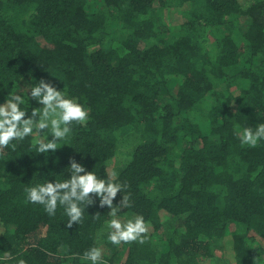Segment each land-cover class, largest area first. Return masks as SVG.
<instances>
[{
	"label": "trees",
	"instance_id": "16d2710c",
	"mask_svg": "<svg viewBox=\"0 0 264 264\" xmlns=\"http://www.w3.org/2000/svg\"><path fill=\"white\" fill-rule=\"evenodd\" d=\"M41 80L89 115L55 152L36 151L47 130L0 147V264H87L91 247L108 264H264V141L238 136L264 123V0H0V104L19 92L30 116ZM72 160L124 185L113 204L129 198L119 219L143 216L144 243L113 246L91 194L71 228L28 202Z\"/></svg>",
	"mask_w": 264,
	"mask_h": 264
},
{
	"label": "clouds",
	"instance_id": "9594fccd",
	"mask_svg": "<svg viewBox=\"0 0 264 264\" xmlns=\"http://www.w3.org/2000/svg\"><path fill=\"white\" fill-rule=\"evenodd\" d=\"M18 93H9L6 101L0 104V147L14 148L15 142L39 136L47 130L46 138L36 142V151L39 154L55 152L59 143L68 139L73 125L83 124L88 119V110L83 104L66 98L64 90H57L50 82L41 80L35 85H28V100L42 105L33 109L30 116L22 108L26 104L24 95ZM238 136L242 146L255 147L260 141H264V123L257 125L255 130L246 127L238 132ZM66 170L71 173L70 179L55 183L46 181L27 187L28 202L42 206L49 216H55L57 209L62 208L67 217L66 226L71 228L73 224L79 225L82 222L86 208L94 204L91 198L94 196L99 200L101 208L106 206L110 209L107 214L111 217L108 221L107 239L113 246L134 241L144 243L149 225L143 216H135L124 223L119 219L118 213L130 206L129 198L122 195L121 201L115 206L113 204L117 194L123 193V184L114 182L111 178L100 179L94 171L88 172L74 160L70 161V167ZM112 177H115V173ZM98 216L99 214L95 217ZM81 259L87 264H108L103 259L101 247H91L83 253ZM17 264H25V261L19 260Z\"/></svg>",
	"mask_w": 264,
	"mask_h": 264
},
{
	"label": "rangeland",
	"instance_id": "374dc122",
	"mask_svg": "<svg viewBox=\"0 0 264 264\" xmlns=\"http://www.w3.org/2000/svg\"><path fill=\"white\" fill-rule=\"evenodd\" d=\"M121 159V158H120Z\"/></svg>",
	"mask_w": 264,
	"mask_h": 264
}]
</instances>
